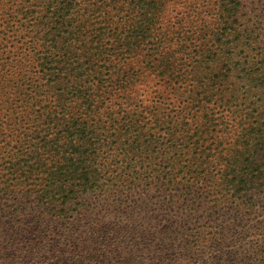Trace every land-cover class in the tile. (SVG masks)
I'll return each mask as SVG.
<instances>
[{
	"label": "trees",
	"instance_id": "16d2710c",
	"mask_svg": "<svg viewBox=\"0 0 264 264\" xmlns=\"http://www.w3.org/2000/svg\"><path fill=\"white\" fill-rule=\"evenodd\" d=\"M257 4L0 0L1 249L34 243L53 224L60 226L55 217L38 223L40 208L63 221L96 187L101 146L121 139L118 126H127L147 95L167 105L173 92L170 107L179 104L194 118L202 113L203 127L193 138L203 128L217 136L229 131L215 109L236 115L238 135L225 176L243 180L264 169V15ZM45 162L51 171L37 186L34 177ZM26 185L35 188L36 204Z\"/></svg>",
	"mask_w": 264,
	"mask_h": 264
},
{
	"label": "rangeland",
	"instance_id": "374dc122",
	"mask_svg": "<svg viewBox=\"0 0 264 264\" xmlns=\"http://www.w3.org/2000/svg\"><path fill=\"white\" fill-rule=\"evenodd\" d=\"M255 1L263 16L264 0ZM260 42L264 54V33ZM114 54L108 52L110 61ZM174 96L167 105L152 94L143 97L127 126H118L121 139L101 146L93 167L96 187L69 207L63 221L40 208L38 223L55 217L60 226L53 224L34 243L0 247V264H264V169L243 180L224 172L238 135L236 115L215 109L229 121L226 136L203 128L193 138L203 127L202 113L194 118L179 104L170 107ZM40 168L37 186L51 165ZM34 189L24 187L36 204Z\"/></svg>",
	"mask_w": 264,
	"mask_h": 264
}]
</instances>
